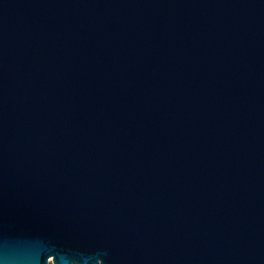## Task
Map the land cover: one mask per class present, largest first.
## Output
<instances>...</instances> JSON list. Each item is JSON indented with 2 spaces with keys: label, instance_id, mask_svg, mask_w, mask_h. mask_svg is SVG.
<instances>
[{
  "label": "water",
  "instance_id": "obj_1",
  "mask_svg": "<svg viewBox=\"0 0 264 264\" xmlns=\"http://www.w3.org/2000/svg\"><path fill=\"white\" fill-rule=\"evenodd\" d=\"M264 264V0H0V264Z\"/></svg>",
  "mask_w": 264,
  "mask_h": 264
},
{
  "label": "built area",
  "instance_id": "obj_2",
  "mask_svg": "<svg viewBox=\"0 0 264 264\" xmlns=\"http://www.w3.org/2000/svg\"><path fill=\"white\" fill-rule=\"evenodd\" d=\"M48 264H51V262L49 261V263Z\"/></svg>",
  "mask_w": 264,
  "mask_h": 264
}]
</instances>
